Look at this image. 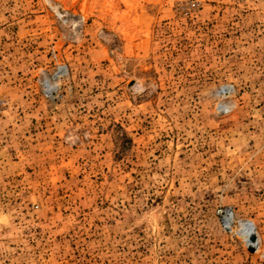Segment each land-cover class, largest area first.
<instances>
[{
  "label": "rangeland",
  "instance_id": "1",
  "mask_svg": "<svg viewBox=\"0 0 264 264\" xmlns=\"http://www.w3.org/2000/svg\"><path fill=\"white\" fill-rule=\"evenodd\" d=\"M0 264H264V0H0Z\"/></svg>",
  "mask_w": 264,
  "mask_h": 264
},
{
  "label": "built area",
  "instance_id": "2",
  "mask_svg": "<svg viewBox=\"0 0 264 264\" xmlns=\"http://www.w3.org/2000/svg\"><path fill=\"white\" fill-rule=\"evenodd\" d=\"M227 213H229V211H227L226 213H225V215L227 214ZM231 213V212H230ZM232 215H233V213H231Z\"/></svg>",
  "mask_w": 264,
  "mask_h": 264
}]
</instances>
